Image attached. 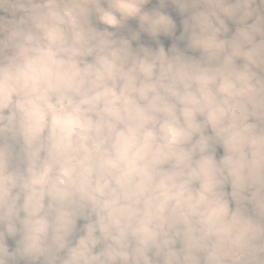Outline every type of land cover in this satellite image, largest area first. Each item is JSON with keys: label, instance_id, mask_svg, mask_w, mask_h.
Returning a JSON list of instances; mask_svg holds the SVG:
<instances>
[{"label": "clouds", "instance_id": "obj_1", "mask_svg": "<svg viewBox=\"0 0 264 264\" xmlns=\"http://www.w3.org/2000/svg\"><path fill=\"white\" fill-rule=\"evenodd\" d=\"M0 264H264V0H0Z\"/></svg>", "mask_w": 264, "mask_h": 264}]
</instances>
